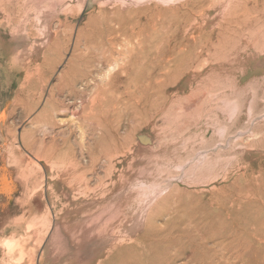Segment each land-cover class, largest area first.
<instances>
[{"label":"rangeland","instance_id":"1","mask_svg":"<svg viewBox=\"0 0 264 264\" xmlns=\"http://www.w3.org/2000/svg\"><path fill=\"white\" fill-rule=\"evenodd\" d=\"M0 264H264V0H0Z\"/></svg>","mask_w":264,"mask_h":264},{"label":"bare ground","instance_id":"2","mask_svg":"<svg viewBox=\"0 0 264 264\" xmlns=\"http://www.w3.org/2000/svg\"><path fill=\"white\" fill-rule=\"evenodd\" d=\"M110 32H111V34H109V35H112V34L115 33L116 31L114 32V30H113V31H109V33H110ZM112 32H113V33H112ZM117 32H118V31H117ZM117 32H116V33H117ZM115 35H116V34H113V36H115ZM115 37L117 38V36H115ZM113 38H114V37H112V39H113ZM114 39H115V38H114ZM114 39H113V40H114ZM137 40H138V39H137ZM111 42H112V41H111ZM127 42H128V41L126 40V43H127ZM109 43H110V42H109ZM124 43H125V42H124ZM112 44H115V43L112 42ZM139 44H140V43H139ZM113 46H115V45H113ZM113 46L110 45L111 48H112ZM72 116H76V115L73 114ZM201 236H202V235H201ZM203 236H204V235H203ZM223 249H224V250H230V246H229V244H228V245H225V247H223Z\"/></svg>","mask_w":264,"mask_h":264}]
</instances>
